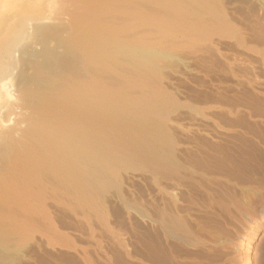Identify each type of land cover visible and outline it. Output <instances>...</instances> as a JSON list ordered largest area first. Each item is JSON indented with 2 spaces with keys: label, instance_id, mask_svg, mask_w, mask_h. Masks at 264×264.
I'll return each instance as SVG.
<instances>
[{
  "label": "bare ground",
  "instance_id": "bare-ground-1",
  "mask_svg": "<svg viewBox=\"0 0 264 264\" xmlns=\"http://www.w3.org/2000/svg\"><path fill=\"white\" fill-rule=\"evenodd\" d=\"M246 1L0 0V264H258L264 0Z\"/></svg>",
  "mask_w": 264,
  "mask_h": 264
},
{
  "label": "rangeland",
  "instance_id": "rangeland-1",
  "mask_svg": "<svg viewBox=\"0 0 264 264\" xmlns=\"http://www.w3.org/2000/svg\"><path fill=\"white\" fill-rule=\"evenodd\" d=\"M246 6L247 7H252L251 1H248L247 0L246 1ZM17 43H18V46L21 45L18 41H17ZM258 175H259V173H258ZM262 176H260V177L263 179L264 178V175H262ZM263 182H264V179H263ZM133 235L134 234H122L121 235L122 238L125 241L126 248H128V250L131 253H133V254L135 252V253H138L139 255H142L144 258H148L147 252L145 251L144 245L141 244L142 247H139L138 246V242L136 241V238ZM103 237H104V240L105 241H108V242L110 241L106 237V234H103ZM155 242H157V236H156ZM104 243L106 244L107 242H104ZM253 251H254V254H255L256 258H257L258 264H264V233H262L260 235V237L258 239H256V241H255V243L253 245ZM136 256H138V255H136ZM111 264H116V262L114 260H111Z\"/></svg>",
  "mask_w": 264,
  "mask_h": 264
}]
</instances>
